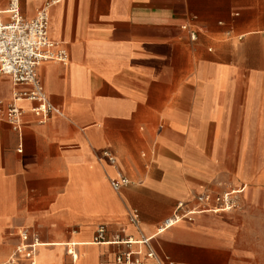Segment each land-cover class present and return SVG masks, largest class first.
<instances>
[{"label":"crops","instance_id":"1","mask_svg":"<svg viewBox=\"0 0 264 264\" xmlns=\"http://www.w3.org/2000/svg\"><path fill=\"white\" fill-rule=\"evenodd\" d=\"M47 3L70 60L38 74L62 114L40 123L23 100L20 131L0 119V262L27 227L42 242L36 264H120L127 250L146 264H257L246 231L264 225V0H20L21 11ZM17 88L0 75V112ZM230 186L245 187L240 209L157 231L179 201ZM101 224L121 241H97Z\"/></svg>","mask_w":264,"mask_h":264},{"label":"built area","instance_id":"2","mask_svg":"<svg viewBox=\"0 0 264 264\" xmlns=\"http://www.w3.org/2000/svg\"><path fill=\"white\" fill-rule=\"evenodd\" d=\"M195 37V36H192ZM70 55L67 47L50 36V3L38 9L33 17H26L21 11L20 0H8L5 8L0 5V75L12 78L17 88L6 108L0 112V119L8 122L16 131H20L24 124V108L21 101L32 102L31 111L40 123L46 122L54 114H62L49 99L45 87L39 77L38 67L46 62H60L68 64ZM111 161L115 158L106 153ZM128 177L121 175L111 180V185L120 191L129 184ZM244 186H230L220 192L203 191L195 196V201H179L173 213L166 217L158 226V232H164L183 220L193 221L200 213H225L242 207ZM129 220L138 224L140 214L138 209L129 211ZM99 242H120L119 236L108 240L105 236L106 225L101 224L97 231ZM18 243L9 257L0 264H19L20 257H25L31 264H36V255L42 244L39 234L27 227L18 231ZM125 242L132 244L133 240ZM140 242L148 245L147 258H155L156 254L150 247V238ZM140 253V251H139ZM131 250L123 251L117 256L120 264H146L141 257H135ZM158 264H165L157 259ZM69 264H76V260ZM167 264H174L169 262Z\"/></svg>","mask_w":264,"mask_h":264},{"label":"rangeland","instance_id":"3","mask_svg":"<svg viewBox=\"0 0 264 264\" xmlns=\"http://www.w3.org/2000/svg\"><path fill=\"white\" fill-rule=\"evenodd\" d=\"M246 234L247 241L252 244V250L258 252V257H256L257 264H264V225L262 228L258 227L257 230H255V227H250Z\"/></svg>","mask_w":264,"mask_h":264}]
</instances>
